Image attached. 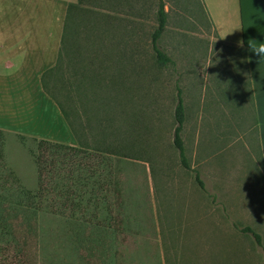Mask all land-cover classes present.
Returning a JSON list of instances; mask_svg holds the SVG:
<instances>
[{"label": "rangeland", "instance_id": "1", "mask_svg": "<svg viewBox=\"0 0 264 264\" xmlns=\"http://www.w3.org/2000/svg\"><path fill=\"white\" fill-rule=\"evenodd\" d=\"M83 1L85 11L74 22L69 20L65 37L71 54L85 58L90 76L98 70L99 83L89 82L87 91L104 104L102 117L111 122V132L99 141L109 147L124 142V151L149 161L141 164L148 173L150 202L142 203L139 181L128 205L133 217L128 225L139 226L143 235L130 237L138 238L141 246L147 239L154 242V264H221L228 256L233 263L237 242L246 248L255 243L249 233H241L242 227L251 226L264 242V181L246 135L252 129V101L244 96V78L234 75L241 56L216 38L198 0H163L168 19L158 46L173 61L166 65L156 61L151 47L157 0ZM65 55L62 49V69L77 60ZM48 84L53 87L52 81ZM177 86L185 106L181 135L188 169L172 143ZM89 130L86 141L94 144L93 134L98 133ZM130 161L134 162L126 160ZM128 171L133 173L126 174V180L142 176L140 167ZM28 189L34 192L32 186ZM9 205L0 203L2 227L8 225L2 213L13 210ZM29 221L31 226L53 225L51 218ZM9 237L0 231V264H20L22 237L12 236L15 241L6 244ZM130 237L125 236L128 242ZM51 243V235L29 234L24 239V264H36L38 256L46 264ZM248 252L251 264L254 259Z\"/></svg>", "mask_w": 264, "mask_h": 264}, {"label": "crops", "instance_id": "2", "mask_svg": "<svg viewBox=\"0 0 264 264\" xmlns=\"http://www.w3.org/2000/svg\"><path fill=\"white\" fill-rule=\"evenodd\" d=\"M201 2L216 38L241 56L238 75L246 82L244 96L252 101L253 115L246 135L264 181V57L250 47V41L264 43V0ZM76 3L0 0V203L13 209L2 213L8 225L0 226V231L10 236L6 244L15 241L12 236L22 237L20 264L29 234L52 236L46 264H154V242L147 239L141 246L130 236L143 235L142 230L128 225L136 182H141L142 203L150 202L148 173L141 164L145 161L126 162L131 158L79 145L43 87V72L57 63L61 53L69 5ZM236 27L242 28L233 30ZM136 167L142 176L126 180V174L133 173L128 170ZM31 186L34 192L28 189ZM39 218H51L53 225H30V219ZM15 220L19 223L12 226ZM246 247L237 242L236 260L231 258L232 263L228 256L221 264H247L248 250L254 259L251 264H264L261 235L260 242ZM141 257L147 260L142 262ZM41 263L45 264L38 256L36 264Z\"/></svg>", "mask_w": 264, "mask_h": 264}, {"label": "trees", "instance_id": "3", "mask_svg": "<svg viewBox=\"0 0 264 264\" xmlns=\"http://www.w3.org/2000/svg\"><path fill=\"white\" fill-rule=\"evenodd\" d=\"M198 1L203 10V4L201 0ZM83 2H84L83 0H77L76 4L69 5L67 12V19L64 28L63 40H62L63 47H61V50L63 49L64 52L68 54L65 55V58L70 59L71 56L74 57L73 60L76 59L77 60L76 62L70 63L66 69H62L60 65V60L58 58L57 63L53 67H50L47 70H45L42 74V83L44 90L59 106L63 116L67 120L69 127L75 134L79 145L98 151H103L127 158L138 159L145 162H149L147 159L136 157L135 154H131L124 151V148L126 147L124 142L115 144L116 145L115 147H109L106 146L107 144L106 145L102 144V142L99 141L101 138L105 139V137L108 136V133L111 132L109 129L111 122L106 118L104 119L102 117L103 113L107 111L104 108V104L101 101H95L96 98L95 95L89 94V92L87 91V86L89 82L90 83L92 82L94 84L99 83L98 70L94 71L92 76H90L92 72L87 68L88 66L85 65L87 64L85 58L82 56V54L81 56L80 55L73 56L71 54V52L73 53L74 51L69 50L71 43L67 39V36L65 37V33L67 30L66 27L68 25L69 20L71 19L72 22H74L75 16H81L79 13L85 11V9L82 8ZM155 14H156L157 26L150 34L151 47L155 52L156 61L159 64L161 65H166L169 63L172 64L173 63L172 59L158 46V40L162 36L166 28L167 19H168V12L165 10V3L163 0H157V7ZM99 15H101V13H99ZM95 20L92 22L90 21V23L87 25L94 23ZM99 24L101 25V21H96V25L99 26ZM87 25L86 27L88 29ZM91 28H94V26H92ZM238 74L239 72L236 71L234 75L239 76ZM50 81H52L53 87L48 84V82ZM61 96L66 100L65 101L61 100V98H59ZM174 120H175V125L172 133V143L178 151L180 163L182 164V166L188 169L190 168V165L187 160V156L185 153V146L181 135L183 124L185 121V106H184L183 97L181 95V89L178 86L176 88V104L174 107ZM88 128L98 133L97 136L93 134V137L97 138V140L95 139L96 141L94 142V144L86 141ZM92 133L93 131L91 132V134ZM115 138L117 139V137ZM195 172H196L195 178L199 186L203 188V182L200 180L198 176V172L197 171ZM242 231L250 232L253 235L254 239L257 242H260V235L252 227L248 225L244 226L242 228Z\"/></svg>", "mask_w": 264, "mask_h": 264}, {"label": "clouds", "instance_id": "4", "mask_svg": "<svg viewBox=\"0 0 264 264\" xmlns=\"http://www.w3.org/2000/svg\"><path fill=\"white\" fill-rule=\"evenodd\" d=\"M240 28H242V27H236V28H234L233 30H235V29H240ZM232 30V31H233ZM231 31V32H232ZM230 32V33H231ZM227 34H229V33H227ZM227 34H225L223 37H225ZM222 37V38H223ZM243 45V42H241V46ZM250 47H251V50L256 54V55H258V56H260V57H264V43H257V42H255V41H250ZM210 65V64H209ZM208 65V66H209ZM207 66V67H208Z\"/></svg>", "mask_w": 264, "mask_h": 264}]
</instances>
